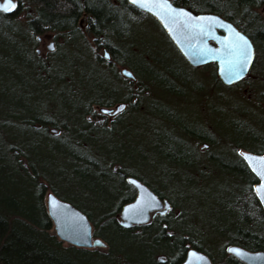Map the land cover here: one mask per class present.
Masks as SVG:
<instances>
[{"label":"rangeland","instance_id":"rangeland-1","mask_svg":"<svg viewBox=\"0 0 264 264\" xmlns=\"http://www.w3.org/2000/svg\"><path fill=\"white\" fill-rule=\"evenodd\" d=\"M19 1L14 0L13 12L0 11V163L8 162L7 153L17 156L11 160L12 177L26 167L45 187L47 212L50 193L83 209L93 226L92 241L102 243L89 248L62 240L81 250L74 253L78 262L170 264L171 257L183 264L186 253L196 249L209 252L214 264H233L227 256L246 264L229 248L264 252L230 242L250 230L243 219L252 214L257 198L256 182L251 186V174L239 157L264 151L262 42L254 44L256 58L244 82L226 86L217 64L190 65L150 16L123 13L109 44L89 30L84 16L68 29L44 27L35 34L29 17L34 7ZM250 1L264 24V0ZM128 26L132 49L124 39ZM108 52L112 58L107 60ZM124 69L133 78L118 73ZM140 85L147 97H137V104L144 105L134 109L136 97L128 95ZM122 104L126 112L112 120ZM134 176L158 195L163 207L150 212L146 223L115 229L104 215L112 214L119 225L126 222L122 206L137 197L129 181ZM155 216L166 225L170 219L167 243L159 229L143 230ZM175 236L177 242L170 240ZM181 239L186 241L184 255Z\"/></svg>","mask_w":264,"mask_h":264},{"label":"trees","instance_id":"trees-1","mask_svg":"<svg viewBox=\"0 0 264 264\" xmlns=\"http://www.w3.org/2000/svg\"><path fill=\"white\" fill-rule=\"evenodd\" d=\"M25 1L31 3L35 9L33 16H30L31 31L35 34L45 31L44 27L46 30L68 29L71 23L84 16L87 17L89 30L96 33L97 37L102 36L101 39H106L108 32H117L114 27L119 23L120 14L126 13L128 8L133 10L126 0ZM173 2L192 10L215 12L250 36L254 44L259 40L264 45V24L251 9L254 4L250 0H173ZM237 16L245 23H240ZM126 64L130 65L129 62ZM14 158L17 156L13 152L7 153L8 162L1 160L0 163V173L3 174L0 180V264H80L74 253L81 250L65 246L55 235L52 220L43 203L44 185L35 182L21 162L20 167L23 168H19L17 177H12L13 169L10 165L13 164L11 160ZM251 209L252 217L243 219V225L249 226L250 230L240 231L232 240L230 239V242L253 250H264V211L255 196ZM109 218L112 221L105 219V222L113 223L115 229H122L117 221H114L112 214ZM167 223L169 225L162 222V219H155L151 225L143 227V230L149 232L157 228L161 233L160 239L169 241L165 233L166 229L172 226L169 220ZM177 237L179 236L171 237L170 240L177 242L179 239ZM182 241L184 244L185 241ZM184 248L185 246L182 249L183 253ZM196 248L201 247L196 245ZM226 260L233 264H241L232 257L227 256Z\"/></svg>","mask_w":264,"mask_h":264},{"label":"water","instance_id":"water-1","mask_svg":"<svg viewBox=\"0 0 264 264\" xmlns=\"http://www.w3.org/2000/svg\"><path fill=\"white\" fill-rule=\"evenodd\" d=\"M132 5L145 10L156 16L163 27L168 31L171 38L175 41L177 48L181 51L184 58L193 67L215 63L218 66V77L226 86L235 85L247 78L249 71L255 60V47L250 38L243 33L238 27L234 26L228 20L213 15L211 13L195 15L186 8L171 6L175 9H184L191 16L181 13L172 12L162 3L148 2L146 6L140 3ZM2 8H0L1 10ZM12 10L5 12L11 13ZM200 17H218L219 20L199 19ZM231 25V28L227 27ZM239 32L246 36L252 44L253 58L247 68L240 73L239 78L236 77V71L229 67L230 53L234 50L231 43L237 41L235 32ZM221 31L222 33H219ZM244 158L253 172L260 178L261 184L255 186V192L261 200L264 208V176L259 172L264 171V154L245 153ZM137 188V197L134 202L129 203L123 208L122 218L126 222H122L123 226L129 227L132 224H143L149 221L150 212L163 207L158 195L147 188L144 184L136 179H129ZM258 192L260 194H258ZM166 210L171 208L167 200L164 201ZM48 213L55 224V230L61 240L71 243L77 247H96L95 240L92 241L93 226L88 217L72 204L61 201L53 193L47 196ZM231 249H239V252H233ZM229 252L236 256L240 261L246 264H264V252H249L240 247L234 246ZM183 264H211L210 258L201 251L192 249L189 251L187 258Z\"/></svg>","mask_w":264,"mask_h":264},{"label":"bare ground","instance_id":"bare-ground-1","mask_svg":"<svg viewBox=\"0 0 264 264\" xmlns=\"http://www.w3.org/2000/svg\"><path fill=\"white\" fill-rule=\"evenodd\" d=\"M170 2H171V4L172 5H175V6H177V7H182V6H179V5H177L175 2H173V0H169ZM126 2L127 3H129L132 7H134L133 8V10H130L129 8H128V10H127V14H129L130 16L132 15V13H134V15H133V17H136V18H139V17H141V16H143V15H145V16H150V17H152L159 25H160V27L162 28V30L164 31V33L167 35V37L169 38V40L172 42V44H174V46L176 47V49L180 52V54L182 55V53H181V51L177 48V46H176V43H175V41L171 38V36H170V34L168 33V31L163 27V25L160 23V21H159V19L156 17V16H154L153 14H151V13H149V12H147V11H145V10H142V9H140V8H138V7H136V6H134V5H132V3L130 2V0H126ZM33 8V7H32ZM123 8H124V5H123ZM183 8H184V6H183ZM120 9H122V7L120 8ZM186 9L187 10H189L190 12H192L193 14H195V15H199L200 13L198 12V13H196V11H194V10H192V9H190V8H188V7H186ZM0 11H4L5 12V10L4 9H1ZM34 11H35V9L33 10H31V12H33L30 16H33V14H34ZM136 11V12H135ZM13 12V11H12ZM3 12H0V14H2ZM123 13H125V12H122V14H120V19H119V21L118 22H120L121 21V19L123 18ZM125 13V14H126ZM211 14H213V15H217V16H220V17H222L223 18V16H221V15H219V14H217V13H215V12H212ZM4 15H6V14H4ZM7 16V15H6ZM29 16V15H28ZM29 16V17H30ZM226 20V19H225ZM232 23V22H231ZM234 26H236L234 23H232ZM129 27L130 26H128V28L126 29V33H125V35H124V39L125 40H127L128 42H130V40L132 39L131 37V31L129 30ZM237 27V26H236ZM88 28H90L89 26H88ZM239 29V28H238ZM241 30V29H240ZM117 33V32H116ZM116 33H113V32H111V33H107L106 34V37L108 36V38H106V39H104V42L105 43H109V44H111V43H113V41L112 40H114V36H115V34ZM219 33H222L221 31H219ZM117 35V34H116ZM131 36V37H130ZM96 36H94L93 38H95ZM72 38V37H71ZM249 38H250V40L253 42V40L251 39V37L249 36ZM73 40V39H72ZM76 40H78V38L77 39H75V40H73V42L74 41H76ZM97 43H98V39L97 38H95L94 39ZM131 43V42H130ZM129 43V44H130ZM99 44V43H98ZM253 44H254V42H253ZM113 45H116L117 46V44H113ZM134 44H130L129 45V48L130 49H132V48H134V46H133ZM117 50L119 51L120 49H118V46H117ZM109 53V52H108ZM183 56V55H182ZM36 58H38L42 63H44V64H46V62H45V60L43 61V60H41L39 57H37V56H35ZM105 57H106V59L108 60V59H111L112 57H111V54L109 53V54H105ZM183 58H184V56H183ZM255 58H256V50H255ZM48 63V62H47ZM131 66V65H130ZM123 72H118V73H122L124 76H125V78H133L132 76H134L133 75V73H132V71H130V70H128V69H124V70H122ZM113 73H114V75H115V77L119 80V81H123L124 79H122L121 77H118L117 76V74H116V71H112ZM128 73H131V75H128ZM122 75V76H123ZM123 76V77H124ZM245 80V79H244ZM244 80L243 81H241V82H239V83H242V82H244ZM238 84V83H237ZM146 85V84H145ZM143 88H142V85H140L139 87H138V91H136L135 93H134V95H131V94H129L128 95V97L131 99V98H135V99H133V102H134V109H135V106L138 108V109H140V108H142L143 107V105H144V101L140 104L139 103V105L137 104V97H139V99H145L147 96L146 95H144L143 94V90H142ZM128 97H123L122 99H124V100H126ZM138 105V106H137ZM122 106H124V107H127L125 104H122ZM130 110V109H129ZM196 145V144H195ZM204 145H205V147H209L210 146V144L209 143H204ZM260 153H262V152H256V151H251V153L250 154H255V155H257V154H260ZM262 154H264V151H263V153ZM240 156L241 157H239L240 158V161H241V163L243 164V165H246V169L248 170V172L252 175L251 177H252V182H251V186H252V184L254 183V182H256V184H255V186H257V185H260L261 184V180H260V178L253 172V170H252V168L248 165V163H247V161H246V159L244 158V154H243V152H241V154H240ZM255 186H254V188H255ZM255 191V190H254ZM255 195L257 196V198H258V195H257V193L255 192ZM258 200H259V198H258ZM46 202H47V199H46ZM124 202V201H123ZM122 202V203H123ZM259 203H260V205H261V207H262V209H263V211H264V208H263V204H262V202H261V200H259ZM121 206V204L118 206V208H121L120 207ZM125 207V205H123L122 206V208H124ZM77 209H79L78 208V206H77ZM80 211H81V209H79ZM109 216H110V213L108 214H106V215H104V219H108V220H111L110 218H109ZM50 217V216H49ZM164 217V216H163ZM252 216L251 215H248V217H245V218H251ZM164 218H166V217H164ZM168 220L170 221V219H166V221L168 222ZM121 224H120V226L122 225V222H120ZM55 235H56V237H57V239L59 240V241H61L62 242V240L60 239V237L57 235V232H55ZM184 236V235H183ZM185 237V236H184ZM182 240H184V239H182ZM185 241V240H184ZM182 242V241H181ZM183 243V242H182ZM185 243H186V241H185ZM182 244V245H184V246H186V244ZM196 245H198L197 243H195ZM195 244H193V245H195ZM65 245V244H64ZM183 246V247H184ZM72 247H74V246H72ZM183 247H182V249H183ZM185 249V248H184ZM230 249V248H229ZM88 250H90V249H88ZM190 251V250H189ZM189 251L186 253V250H184V253L182 252V254L184 255L185 253L188 255V253H189ZM229 252V251H228ZM209 253V252H208ZM208 253H205L209 258H210V260H211V264H214L213 263V261H212V258H211V255L210 254H208ZM230 253V252H229ZM166 254H168L169 255V252L167 253L166 252ZM170 256V255H169ZM181 258V257H180ZM170 260L172 261L170 264H179V263H181V262H179V260L180 259H173V258H171L170 257ZM179 262V263H178Z\"/></svg>","mask_w":264,"mask_h":264},{"label":"snow or ice","instance_id":"snow-or-ice-1","mask_svg":"<svg viewBox=\"0 0 264 264\" xmlns=\"http://www.w3.org/2000/svg\"><path fill=\"white\" fill-rule=\"evenodd\" d=\"M134 4L140 3L141 6H146L148 2L153 3H162L165 7H167L172 12H177L184 14L186 16H191L190 13H186L184 9H175L171 6V4L168 2V0H132ZM17 7V4L14 2V0H5V3L0 4V8L4 9L5 11L15 9ZM199 19H209V20H219L218 17H200ZM227 27L231 28V25H227ZM235 32V30L233 29ZM236 37H238L237 41L231 43V48L234 50L233 53H230L231 59L229 60V67L231 69H234L236 71V77L239 78V75L241 72H243L247 66L251 63L253 58V48L251 41L244 35H242L239 32H235ZM37 39H40V37H37ZM48 47H53V45L49 44ZM128 75H131V73H128ZM123 107V106H121ZM107 111V109H105ZM247 156V154H244ZM264 159V158H262ZM261 176H264V171L258 173ZM258 194H260L258 192ZM262 199H264V195H262ZM171 235V233H169ZM97 244L102 243V241H96ZM233 252H239V249H231Z\"/></svg>","mask_w":264,"mask_h":264},{"label":"flooded vegetation","instance_id":"flooded-vegetation-1","mask_svg":"<svg viewBox=\"0 0 264 264\" xmlns=\"http://www.w3.org/2000/svg\"><path fill=\"white\" fill-rule=\"evenodd\" d=\"M126 106H127V105H126ZM127 111H129V110H127ZM124 112H126V107L124 108V106H123V108H122L121 110L119 109L118 113H115V115H114V117H113L112 120H115V121H116L117 118H120L121 116H123L122 114H123ZM134 177H136V176H134ZM135 179H137V180L140 181V179H139L138 177H136ZM135 197H136V194H135ZM135 197H134V198H135ZM157 216H159V218H164V217L160 216L159 214H157ZM157 216H155L154 219L157 218ZM154 219H153V220H154Z\"/></svg>","mask_w":264,"mask_h":264}]
</instances>
